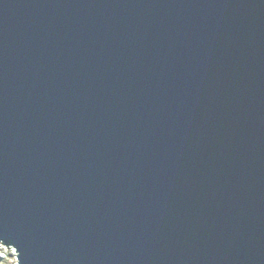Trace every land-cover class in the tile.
Returning a JSON list of instances; mask_svg holds the SVG:
<instances>
[{"label":"water","instance_id":"1","mask_svg":"<svg viewBox=\"0 0 264 264\" xmlns=\"http://www.w3.org/2000/svg\"><path fill=\"white\" fill-rule=\"evenodd\" d=\"M0 244L264 264V0H0Z\"/></svg>","mask_w":264,"mask_h":264},{"label":"built area","instance_id":"2","mask_svg":"<svg viewBox=\"0 0 264 264\" xmlns=\"http://www.w3.org/2000/svg\"><path fill=\"white\" fill-rule=\"evenodd\" d=\"M11 260L10 264H18L16 250L12 246H4L0 244V264L2 260Z\"/></svg>","mask_w":264,"mask_h":264},{"label":"rangeland","instance_id":"3","mask_svg":"<svg viewBox=\"0 0 264 264\" xmlns=\"http://www.w3.org/2000/svg\"><path fill=\"white\" fill-rule=\"evenodd\" d=\"M11 263V260L9 259H5L4 261L2 260L1 264H10Z\"/></svg>","mask_w":264,"mask_h":264}]
</instances>
